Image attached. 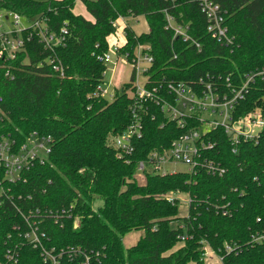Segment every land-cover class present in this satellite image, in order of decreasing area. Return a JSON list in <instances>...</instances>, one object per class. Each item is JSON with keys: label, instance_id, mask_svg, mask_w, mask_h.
Returning <instances> with one entry per match:
<instances>
[{"label": "trees", "instance_id": "1", "mask_svg": "<svg viewBox=\"0 0 264 264\" xmlns=\"http://www.w3.org/2000/svg\"><path fill=\"white\" fill-rule=\"evenodd\" d=\"M92 19L74 12L77 0H0V9L17 12L30 21L40 19L49 32L64 40L46 49L38 29L21 33L24 48L13 59L0 57V141L9 137L17 144L33 132L50 135L51 151L43 162L34 161L16 182L4 178L0 196V264L8 250L18 252L17 264H50L42 248L34 246L16 226H25L17 206L72 208V217L56 223L47 218L42 226L43 247H81L101 264H204L203 246L214 249L238 242L242 250L226 253L224 264H264V245L249 243L250 233L264 225V128L259 142L242 141L232 151L229 135L217 129V145L207 156L227 168L223 175L205 168L195 172H147L137 182L138 161L167 148L183 129L168 120L155 101L139 108L143 135L135 140L129 161L117 155L111 138L132 123L135 73L110 100L99 94L108 66L101 61L110 49L109 37L119 18L144 16L149 30L137 33L126 25L120 52L134 58L138 45L147 46L154 58L149 87L158 82L182 81L196 87L210 74L220 92L243 85L246 74L264 69V0H219L226 10V24L234 42L221 44L208 30L199 0H81ZM174 23L187 27L188 39L175 34ZM29 38V39H28ZM199 43L200 46L197 47ZM60 59L64 74L48 62ZM10 70L11 77L6 76ZM161 93L167 94L165 89ZM261 108L264 115V79L255 77L234 115L241 117ZM189 196V211L180 216L179 199ZM102 203L96 207V202ZM230 202L232 214L215 208ZM79 226L75 228V217ZM260 217L262 222H257ZM144 234L130 247L124 237ZM182 236H188L182 240ZM83 254L63 258L60 264H82Z\"/></svg>", "mask_w": 264, "mask_h": 264}, {"label": "built area", "instance_id": "2", "mask_svg": "<svg viewBox=\"0 0 264 264\" xmlns=\"http://www.w3.org/2000/svg\"><path fill=\"white\" fill-rule=\"evenodd\" d=\"M202 12L204 13L208 30L214 37L218 39L223 45H230L234 42V37L229 33V28L226 24V10L223 8L219 0H199ZM23 16L17 12L2 11L1 19H12L13 27H9L0 33V57L4 56L8 59L16 57L17 52L24 48L25 38L21 35L22 31L29 28L39 30L41 39L46 46V49L54 51V48L64 40L66 28L62 29L61 36L48 31L47 24L40 20H32L28 26L20 23ZM168 25L175 34L184 36L188 39L186 32L187 27L183 28L174 23L171 15H167ZM29 39V38H28ZM197 47L200 46L196 43ZM109 51L100 58L107 66L114 62L113 55L117 56L116 63L123 59L132 66V73H135V80L132 81L134 87L133 97H135V105L132 107L133 121L126 129L111 138V145L116 149L117 155L129 161L130 156L135 152V140L143 135V121L139 108L142 103L148 101H155L161 106L166 114L168 120H173L183 129L182 134L175 138L169 147L158 149L148 154V156L138 161L137 171L142 174L147 172L164 171L162 174L169 173L164 170L165 166L171 162H183L189 166L188 172H195L205 168L211 174L223 175L227 168L222 166L219 161L213 160L207 156L206 151L212 150L217 145V136L212 138V135L217 129H223L229 135L232 151L238 150V145L242 141L259 142L261 138V131L264 128V115L261 108H256L244 116L236 117L234 109L237 103L244 99L248 92V84L257 76L264 79V69L257 70L246 74V80L243 85L233 87L229 78L227 81L231 92H220L219 86L213 80L210 74H206L199 78L195 86L186 82H158V85L149 87L150 76L147 71L151 68L154 58L148 52L147 46L138 45L135 49L134 58L128 60L126 54H121L120 49L123 44H110ZM48 62L53 66V69L59 74H64V68L57 57L52 55ZM108 70V69H107ZM107 73V71H106ZM143 74V81H140V75ZM12 73L8 69L6 76L11 77ZM162 89L166 90L167 94L161 93ZM102 96H106L107 89L101 86L99 92ZM0 102L2 97L0 96ZM52 137L50 135H40L33 132L28 140L22 144H17L9 137H4L0 141V171H3L4 178L16 182L20 180L25 170L31 168L36 160L43 162L45 157L51 151ZM177 172V171H173ZM172 172V173H173ZM171 173V172H170ZM4 186L0 183V196L6 191ZM181 193L171 194L170 201H176ZM1 201V200H0ZM230 202L215 207L223 216L232 214ZM72 206L70 208H32L27 211L17 206L18 211L23 215L24 227L16 226L20 233L33 243L34 246L41 247L42 255L45 261L50 264H60L63 258L74 257L78 254L84 255L82 264H101L99 252H97V259L92 260V255L87 253L81 247L78 248H62L60 250H47L43 247L42 237L46 236V231L43 229L42 223L45 219L51 218L56 223L63 221V218L72 217ZM80 217H75V228L79 226ZM257 222H262L260 217ZM188 236H182V240L187 239ZM249 243L253 245H264V225L250 233ZM207 249H212L214 254L219 257L224 264L226 253L236 252L242 250L241 244L238 242H228L223 247L214 249L210 244L203 246V256L205 258ZM18 252L16 250H8L7 260L3 264H17Z\"/></svg>", "mask_w": 264, "mask_h": 264}, {"label": "rangeland", "instance_id": "3", "mask_svg": "<svg viewBox=\"0 0 264 264\" xmlns=\"http://www.w3.org/2000/svg\"><path fill=\"white\" fill-rule=\"evenodd\" d=\"M83 4L84 3L81 0H77L75 7H74V11L80 14H82L81 12L85 13ZM2 11L4 10L0 9V14L2 13ZM85 15L83 16L88 19H92V16L89 12H86ZM20 23L22 25L28 26L31 23V21L25 17H22ZM126 25H130L131 27H133V29L139 34H141L142 32H145L148 29V24L144 16H140L139 18L137 17L127 18L125 26L123 23L121 25L117 22L116 23L117 30L113 35H111L110 37L111 39H109V41L112 44H115L117 42L123 44L125 42V33H124L125 31L123 32V28L125 30ZM9 27H13L12 19L11 18L10 19L0 18V33ZM113 59L115 61L108 64L109 71L107 70V73L105 75V82H104L105 83L104 88H106L108 92L106 94V97L110 100L113 98L117 90H121V88L131 80V74H132V66L127 61H124L123 59H121L116 63V60H117L116 55H113ZM114 75H115V78H114ZM139 78H140V81L141 80L143 81L144 75L141 74ZM188 169H189V166L180 161L168 163L164 168V170H167L168 172L187 171ZM163 172L164 171H160V173H163ZM145 176L146 175L142 174L140 171H137V174H136L137 182L139 184H144L146 182ZM178 198H179V204H180L179 214L180 216H186L189 211V196L188 194L181 193L179 194ZM101 203L102 201L98 200L96 202V207L100 205ZM143 234H144L143 230H134L128 233L124 237L125 246L130 247ZM204 264H222V261L219 257H217L214 254L212 249H207Z\"/></svg>", "mask_w": 264, "mask_h": 264}, {"label": "crops", "instance_id": "4", "mask_svg": "<svg viewBox=\"0 0 264 264\" xmlns=\"http://www.w3.org/2000/svg\"><path fill=\"white\" fill-rule=\"evenodd\" d=\"M83 5H84V4H83ZM84 9H85V13L88 12L87 9H86V6H85V5H84ZM74 12H75V11H74ZM75 13H77V12H75ZM81 13H82L83 15H85V13H83V12H81ZM77 14H80V13H77ZM85 16H86V15H85ZM139 17H140V16H139ZM139 17H137V18H139ZM129 18H132V17H129ZM126 19H127V18H119V19L116 21V23L118 22V23L121 24V25H122V23H123L124 26H125V24H126ZM137 20H138V19H137ZM148 30H149V27H148V29H147L146 31H148ZM146 31H145V32H146ZM123 32H124V28H123ZM124 33H125V32H124ZM110 37H111V36H110ZM110 37H109V39H111ZM109 43L112 45V43H111L110 41H109ZM108 71H109V70H108ZM115 75H116V74H115ZM115 75H114V78H115ZM111 78H112V76H111ZM117 79H118V78H117ZM116 85H117V84H116ZM118 86H119V85H118ZM135 243H136V242H135ZM135 243H134V244H135Z\"/></svg>", "mask_w": 264, "mask_h": 264}]
</instances>
